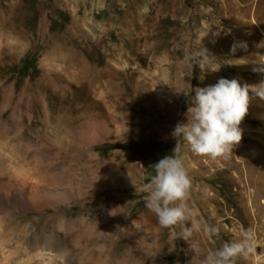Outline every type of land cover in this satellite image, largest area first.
<instances>
[{
  "label": "rangeland",
  "instance_id": "rangeland-1",
  "mask_svg": "<svg viewBox=\"0 0 264 264\" xmlns=\"http://www.w3.org/2000/svg\"><path fill=\"white\" fill-rule=\"evenodd\" d=\"M35 1L10 13L0 0V154L10 152L45 190L68 193L51 204L37 201L25 218L6 208L20 218L17 231L38 226L42 245L52 242L58 256L82 264H201L208 251L249 232L251 252L236 264H264V100H250L242 140L227 159L198 156L172 135L191 121L196 88L221 77L264 81V48L252 47L264 30L254 39L242 23L249 0H72L70 10L81 5L78 18L46 30L33 16ZM255 1L264 20V0ZM199 48L218 71L190 67ZM64 97L72 101L67 131L38 136L22 125L37 103ZM105 143L121 145L104 150ZM174 148L191 179L192 219L203 225L188 240L176 238L181 228L158 223L142 191ZM11 178L0 166V186ZM209 225L218 238L204 231Z\"/></svg>",
  "mask_w": 264,
  "mask_h": 264
},
{
  "label": "clouds",
  "instance_id": "clouds-1",
  "mask_svg": "<svg viewBox=\"0 0 264 264\" xmlns=\"http://www.w3.org/2000/svg\"><path fill=\"white\" fill-rule=\"evenodd\" d=\"M189 59L192 69L194 65L199 66L201 71L207 68L215 72L220 68L202 48ZM255 97L264 100V81L241 85L235 78L221 77L213 85L196 88L188 108L191 121L188 118L186 123L177 124L172 135L175 139L185 140L190 150L198 156L210 160L227 159L242 140L240 125L248 112L250 100ZM190 189L191 179L179 148H174L172 154L165 155L155 163V174L142 189L146 207L156 216L158 223L173 230L181 228L180 233L174 234L176 238L186 240L193 231L203 226L202 222L192 219L194 214L188 205ZM188 223L191 228L185 227ZM204 231L210 237H219L217 227L204 226ZM252 242V235L246 232L239 240L208 251L201 264H236L239 258L250 254Z\"/></svg>",
  "mask_w": 264,
  "mask_h": 264
},
{
  "label": "bare ground",
  "instance_id": "bare-ground-1",
  "mask_svg": "<svg viewBox=\"0 0 264 264\" xmlns=\"http://www.w3.org/2000/svg\"><path fill=\"white\" fill-rule=\"evenodd\" d=\"M23 2L24 0H5L6 10L12 13L17 7L22 6ZM71 2L72 0H36L32 3L31 10L33 16L39 18L41 29L46 30L50 25L52 27L61 25L67 16L78 18L77 13L81 5L77 3L76 8L70 10ZM249 10V19L242 20V23L247 22L251 26L250 34L255 39L258 28L264 30L262 26L264 20L259 17V6L255 0H249ZM175 11L180 14L184 12V8L180 3H176ZM161 23L169 24L170 19L164 16ZM167 44L168 42L160 43V46L164 47ZM252 47L264 48V40L262 43L252 41ZM11 57L14 59L15 54ZM261 70L264 71V66ZM71 104V97L39 102L33 106L36 109L32 108L35 113L33 118L22 125L30 133L38 136L46 135L49 131L59 135L71 128L72 123L69 118ZM0 166L12 176L9 182L0 186V264H56L58 258L62 264H82L65 252L58 256V250L52 242L42 245L43 235L38 226L32 230L26 227L19 228L20 231H17L18 221H20L18 215H12L11 212L4 213V210L11 206L19 210L25 218V212L34 209L37 201L43 200L46 204L58 202L63 198L62 195L68 192H58L55 185L52 189L47 187L45 190V187H41L38 183V176L30 169L23 167L10 152L5 151L0 154ZM54 190L55 192H52ZM26 219L31 223L38 222V225L41 221L36 217Z\"/></svg>",
  "mask_w": 264,
  "mask_h": 264
},
{
  "label": "trees",
  "instance_id": "trees-1",
  "mask_svg": "<svg viewBox=\"0 0 264 264\" xmlns=\"http://www.w3.org/2000/svg\"><path fill=\"white\" fill-rule=\"evenodd\" d=\"M146 145H150L151 142L150 141H147V142H144ZM134 144H136V142H125V143H122V145H127V146H133ZM121 144H118V143H105L102 145V148L105 150V149H108L110 147H118L120 146Z\"/></svg>",
  "mask_w": 264,
  "mask_h": 264
}]
</instances>
